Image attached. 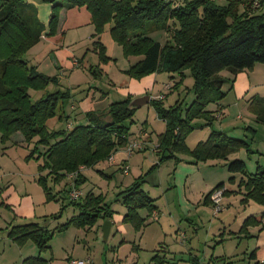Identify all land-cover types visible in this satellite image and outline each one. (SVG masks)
<instances>
[{
  "label": "trees",
  "instance_id": "trees-1",
  "mask_svg": "<svg viewBox=\"0 0 264 264\" xmlns=\"http://www.w3.org/2000/svg\"><path fill=\"white\" fill-rule=\"evenodd\" d=\"M49 1L52 11L45 33L50 36L58 30L60 12L64 7H86L89 10L95 27L94 45L100 64L111 60L101 35L106 26L112 24L111 36L122 46L125 55L142 56L125 70L129 76L141 79L163 71L179 74L175 88L184 83L187 71L194 78L192 89L195 99L185 110L181 100L166 106V95L149 102L158 117L165 121L166 129L158 134L155 149L158 162L148 173L167 161L178 163L185 155L193 158L191 162L199 163L214 159L228 160L231 153L241 149L255 152L249 141L230 136L215 127L206 139L198 141L194 147L187 143L196 119H205L209 121L208 125H213L216 120L207 107L219 103L227 94L223 88L225 83L234 80L222 76L221 71L228 69L235 76L240 71L252 69L257 63H264V10L254 8V0H228L226 3L217 0H184L179 3L174 0ZM260 3L264 8V0H260ZM155 29H163L169 34L164 43L149 34ZM44 31L33 3L28 0H0L1 140L6 143L15 133L21 132L25 141H34L27 158L38 153L37 158L44 159L38 167L40 174L37 181L47 200L62 199L60 195L63 190L56 191L55 184L66 178L73 186L67 190L71 199L68 205L73 204L78 209L77 214L54 229L48 223L38 221L11 226L9 237L15 243L22 246L32 241L40 253L49 249L55 230L64 231L71 225L91 228L99 221L114 218L115 210L103 193L96 194L90 190L83 195L79 189L88 180L82 169L96 168L101 161H112L110 155L119 148L127 147V151L131 152L139 146L129 139L128 122L139 109L131 105L133 95L114 101L102 111H87L85 122L75 120L77 122L74 124L75 121L67 120L64 105L72 97L71 90L60 87L57 75L40 71L24 56L43 38ZM100 64L96 70L94 66L89 68L94 76L101 75ZM51 84L56 87L55 90L47 91L37 100L31 97V89L45 90ZM249 109L264 123V96L255 95ZM55 118L66 121L67 128L52 129L49 123ZM250 129L256 131L253 127ZM226 166L233 173L229 182H237V189H228L225 182H220L205 196L204 202H209L216 190L225 189V195L242 193L243 204L253 200L264 205V164H258L254 173L248 171L246 161L241 158L228 160ZM120 169L124 172L130 170L126 162L122 163ZM98 171L105 177L111 176L103 169L98 168ZM148 173L136 177L118 194L126 207L123 222L129 223L137 231L151 222L148 221L150 217L157 216L155 197L143 187ZM237 174L241 175L238 181ZM75 190L81 192L77 197L72 196ZM2 204L10 207L5 202ZM68 205L62 203L61 211L54 217H61ZM143 209L148 210L147 215L142 214ZM263 220L264 211L252 214L245 220L242 230L261 224ZM138 247L137 244L133 246L134 249ZM152 261L153 264L167 262L166 257L159 254L154 255ZM189 261L190 264H201L197 256H190ZM23 264L48 263L42 256H37L26 258Z\"/></svg>",
  "mask_w": 264,
  "mask_h": 264
},
{
  "label": "rangeland",
  "instance_id": "rangeland-1",
  "mask_svg": "<svg viewBox=\"0 0 264 264\" xmlns=\"http://www.w3.org/2000/svg\"><path fill=\"white\" fill-rule=\"evenodd\" d=\"M28 1L36 6L38 17L43 23L44 29L47 28L52 11L51 2L49 0ZM174 1L182 2L184 0ZM217 1L219 3L228 2V0ZM258 4L259 6H257ZM253 7L260 8L259 11L264 10L260 0H254ZM65 10L66 7L61 10L60 19H64L66 23L64 22L63 26L59 24L57 32L53 35V40L49 43L51 44L58 41L57 48L62 47L67 57H74L76 58L75 63L79 64V60H81L86 65L84 68L82 67L83 65H81V71L77 74H73L72 71L67 72V68L65 69L61 67V65L59 66L56 62L59 72L54 75H57L59 78L60 87L68 88L72 93V97L67 100L64 105L68 121L72 122L78 119L76 118V114L77 112L81 113L80 111L83 108L82 104L86 103V98L95 95L102 97V99L93 103L94 110L96 111H102L109 107L114 101L122 100L127 95L126 91L130 90V85L133 84L132 81L138 83L144 81L145 84L148 83L151 85L147 89L149 95L152 94L153 96H157L158 94H165L166 98L164 99V103L166 106H171L177 100H181L183 101V109L185 110L194 101L195 93L192 89L194 78L189 74V71H187L188 76L184 80V83L178 88H175L174 85L176 81H178L176 79L179 74L163 71L157 72L155 75L152 74V77H143L141 79L131 77L125 70L129 69L130 66L137 62L138 59L142 58V56L132 55L127 57L122 46L115 41L113 48H107L108 52L112 55L111 60L107 63H101V65H105V71L102 70L101 77L94 76L89 68L94 66V70H96V66L100 64V58L94 45L93 34L95 33V27L91 22V14L86 7H72L68 8L65 16H63ZM43 16L47 17L46 20L42 19ZM149 34L162 43H164L168 39L167 36H169L167 31L163 29L152 30ZM44 41L45 39L41 38V40L36 45L32 46L24 55L27 59L30 58V60L34 58V64H31L36 65L40 71L42 70L35 62L39 58H44L46 56L43 50L46 45ZM52 59L56 61L57 56ZM65 73L68 77L64 75ZM229 73L231 72L228 69L221 71V75L225 77L229 76ZM93 83L94 87H99L101 89L100 91L105 92V94H83L81 92L75 94V91L80 87L89 88ZM167 84L169 85L166 86ZM55 88L56 87L51 84L45 90L31 89V97L37 100L44 96L47 91L55 90ZM229 94H233V92ZM102 95H104V97ZM142 95L145 94H137L138 97ZM254 96L250 98L248 104V110L251 113L253 112L249 109V105ZM80 100L81 104L79 105ZM73 102L75 103L72 105ZM212 104L208 105L207 109L212 112L211 116H215L214 118L216 120L213 122V125L216 128H222L223 124L220 122L222 114L218 112L216 115L213 109H209L212 107ZM237 111L240 113V109H237ZM226 112L228 113L229 111ZM232 113L234 115L237 114V112ZM254 115L256 117V114ZM247 119L252 120L253 122H250V124L258 129H255L257 132L254 131L257 133L256 136H254V133L249 129H247L248 133L244 134V123L249 124L248 120H246L247 122H243L244 120L239 119L237 126L232 127L237 128L231 131H233V137L243 138L250 143L253 142L251 143L252 149L256 150L257 148L261 151L249 153L246 149H241L239 153L241 159L247 162L248 171L254 173L258 166V159L261 165V162L264 163V124L258 121L257 117L253 119L248 116ZM85 121L86 120L80 118V122ZM195 121L194 131L187 138V143L190 147H194L198 141L207 138L205 129L208 125H202V123H208L209 121L205 119H197ZM76 122L77 121H75L74 124H76ZM49 125L52 129L67 128L66 121H59L56 118L52 119ZM128 125L130 126V142L138 143L139 146H137V150L128 152L127 147H124L125 149L119 148L116 153L114 152L117 163H114L115 158L114 153H112L113 155H110L112 161H110V159L101 161L96 168L89 167L90 169H86L85 171L86 176L89 178L79 188L83 195L90 190L96 192V194L103 193L106 201L112 204V208L115 210V218L113 219L110 235L107 239H104L103 229L106 221H99L91 228L71 225L64 231L55 230L49 249L42 252L47 263L69 264V261L72 259H81L87 261V264H153V256L156 254L162 256L166 254V251L169 263H174L176 261V264H186L187 259L193 254L198 255L202 259V263H206L208 258L203 257H205L207 253L211 254L212 250L216 251V254H220V252L228 253L229 251H227L226 247L220 242L221 238L226 233V228L223 227L222 223L226 217L223 213V210L226 209L223 203V197L225 196L224 192L219 204H215L213 199V194L218 191L216 190L210 197V201L213 205L201 204L198 207L199 210L195 209L194 211L184 212L185 207L183 208L180 202L186 195L190 197L191 202L198 203L200 198L202 200L204 197L202 191L208 188L205 181L207 178L210 182L211 172H216L214 177H218L217 180L213 182V186L217 184L219 179L218 175L222 172L226 173L224 176L225 178L223 177L225 182L229 186H233V184L229 182V177L233 173L228 171V176V172L226 171L228 168L224 166L225 161L221 159L208 160L206 162L200 161V167L195 168L194 164L190 162L193 158L185 155L183 156L185 160L182 164H176L174 160H170L148 173L152 166L158 162V155L155 150L158 144V134L166 129V123L163 119L158 117L154 106L148 103L136 111L132 119L128 122ZM145 133L148 134V136L150 135V139H146ZM17 134L21 133L15 134L16 139H18ZM1 136L2 134L0 131V189L3 188L4 185L7 184V180L13 176L5 175L4 182L2 183L1 174H4L3 171L5 170L3 161H8L13 168L12 172L15 169L19 172H25L21 176L16 174V181L20 184L22 192L25 191V189L33 191L35 188L43 190V188L39 186L38 181H35V176L37 178L40 174L38 167L44 162V159L43 157L38 159V153L30 159L27 158V155L30 154L34 147V142L31 144V142H27L23 139L15 141L10 138L8 142L3 143ZM142 139L147 140L145 141V149H143ZM140 148L142 149L138 150ZM131 153L132 155L130 156L129 154ZM127 156H130L129 164L127 163L130 170L124 172L120 167L122 163L125 162L123 158ZM214 161H217L216 165L213 164ZM98 168L103 169L104 172L111 176L105 177L98 171ZM146 173H148L145 178L147 181L144 183L143 187L151 196L155 197V203L159 206L161 215L160 219L157 220L155 216H152L148 220L151 221L150 224H146L140 231H137L129 223L123 222L122 219L126 207L122 204L118 194L122 188L130 185L136 177ZM43 174L45 175L46 173L43 172ZM71 179L72 181L74 180V178ZM50 182L51 184L54 183L53 181ZM70 182L71 181L65 178L61 183L55 184L56 191L60 189L63 190L60 195L62 199L47 200L45 204L40 207L38 206V217L36 221L48 223V226L54 229L66 222L72 215L78 213V209L75 205H68L71 199L67 190L68 188H73ZM189 191H193V193H188ZM201 195L202 197H199ZM62 203H65L68 207L61 217L56 218L54 216L61 211ZM0 204H2L1 200ZM184 205L185 203L183 202V206ZM218 206L221 207V211H219L217 215L216 212V214L214 213V210ZM0 208L4 210L2 214H9L7 209L3 207V204L0 205ZM229 209L228 213L230 212L232 214V218L230 219L229 217V223L234 227V212L238 214L237 207L232 206ZM14 214L12 217H15ZM142 214L147 215L148 210L143 209ZM219 214L221 215L219 216ZM18 218L21 219L22 217L18 216ZM192 222H194L195 225ZM227 231L229 232L231 230ZM232 242L233 241H227V248H229ZM27 243L28 245L32 243L33 246H35V243L32 241H28ZM135 244L139 245V247L134 249L133 246ZM239 246L237 251L241 253L245 249L246 242L240 243ZM171 251L176 256H170L169 252ZM174 257H176V259H174ZM217 260L218 258L214 259L215 264H217Z\"/></svg>",
  "mask_w": 264,
  "mask_h": 264
},
{
  "label": "crops",
  "instance_id": "crops-1",
  "mask_svg": "<svg viewBox=\"0 0 264 264\" xmlns=\"http://www.w3.org/2000/svg\"><path fill=\"white\" fill-rule=\"evenodd\" d=\"M175 2L179 3L178 1H175ZM67 9L68 8H66L65 12L63 13V16H65ZM46 18L47 17H44V16L42 17L43 20H46ZM64 22L66 23V21L61 18L59 24H61V26H63ZM111 25L112 24L107 25L104 32L102 33L103 35H101V41L102 42L104 41L103 43L105 44V46L107 48H110V47L113 48L115 45L114 39L110 33ZM47 30H48V25H47V28H45L44 35L42 38V39H45L44 42L46 43V45L44 46L45 48L43 49L45 51L46 56L44 58H39L35 62L36 64L39 65L42 72H44L46 74H51V75L58 73L59 70H58V67L56 66V62L59 64V66L61 65V67L65 68V69L67 68L66 69L67 72L72 71L73 74H77L79 71H81L82 67L83 68L86 67L84 62H82L81 60H79V64H77V63H75L76 58L67 57L64 54V50H62V47L57 48L58 41H55V42L50 44L49 42L52 41L54 37H53V35L52 36L47 35L45 33ZM59 31H60V27H59ZM104 34H105V37H104ZM103 37H104V39H103ZM107 54L109 56H112L108 52V50H107ZM56 56H57V59L55 61L52 58H55ZM27 60L29 61V63H33L34 58H32V60H30V58H28ZM81 65H83V66L81 67ZM100 67L102 68L103 71H105V65L100 64ZM155 74H153V75H155ZM64 75L68 77V75L66 73ZM153 75H148L146 77H152ZM99 77H101V75ZM227 77L232 78V79L234 78V80L231 82L225 83L223 88L227 92L226 96L219 103H213L211 105L212 107L210 106L211 108H209V109H213L215 111L216 115L218 114V112H221V114H222L220 117L221 118L220 122L223 124V126H222V128H216V127L215 128L218 130L224 131L225 133L229 134L230 136H234L232 133L233 131H231V130L237 128V127H235V128H232V127L237 126V124L239 123V121H238L239 119L244 120L243 122H247L246 120H248L249 124H250V122H253V121L250 119H247L248 116L252 117L253 119H256L255 115L248 110V104H249V100L252 96H254V95L264 96V63H257L252 69H246V70L240 71L235 76H233L232 73H229V76H227ZM179 79H180V77L177 76L176 80H179ZM132 83L133 84L130 85V90L126 91L127 95L125 96V98L129 95H133V99H134V98L138 97L137 94H148L147 89L151 85H149L148 83L145 84L144 81L140 82V83L132 81ZM168 85L169 84H167L166 86H168ZM100 90L101 89L99 87H94V83H93V85H91L89 88H81L80 87L79 89H77L75 91V94H78L79 92H81L83 94H105V92H103V91L101 92ZM230 92H233V94H229ZM162 95H165V94H162ZM102 96L104 97V95H102ZM150 96H151V99H153V98H157L159 96V94L157 96H153L152 94H150ZM100 99H102V97H100L98 95H95V96L90 97V98H86L85 99L86 103L82 104L83 108L80 111L81 113L77 112V114H76V116H77L76 118H78L77 120L79 122H80V118L82 120H85L86 112L89 110H94L93 103L95 101L100 100ZM74 103L75 102H73L72 105ZM80 104H81V100H80L79 105ZM72 105H71V109H72ZM237 109H240V113H238ZM226 111H229V112L227 113ZM232 112H234V113L237 112V114L234 115ZM78 116H81V117H78ZM194 122L196 123V121H194ZM261 123H263V122H261ZM204 124L208 125V123H206V122L202 123V125H204ZM246 124L247 123H244V127H243V128H245V130H243L244 134L248 133L247 129L252 131V129H250V127H253L254 129L258 130L255 126H252V124H250V125L249 124L246 125ZM212 128H214V125H208L207 128L205 129L207 137L210 134V132L212 131ZM255 132H257V131H255ZM255 132L252 131V133H254V136H256V134H257ZM17 133H21V132H17ZM15 134L11 137L12 140H15V141H20L22 139L25 140L22 133L17 134L18 139H16ZM145 136L147 137L146 138L147 140L150 139V135L148 136V134L145 133ZM146 139H142L143 140V149H145V147H146V143H145V141H147ZM251 143H253V142H251ZM31 144H32V142H31ZM122 148H124V147H122ZM255 152H261V151H259L256 148ZM115 153H114V158H115L114 163H117ZM239 153H240V151L231 153L228 156V160H231L234 158H241ZM129 155L131 156L132 153ZM130 156L123 158V160L128 164H129V157ZM184 160H185V157H183V159L176 164H182L184 162ZM221 160H224V159H221ZM228 160H224L225 161L224 166H226V163ZM261 163L264 164L263 162H261ZM193 164H194L195 168L200 167L199 163H193ZM213 164L216 165L217 161H214ZM257 164H260L259 159L257 161ZM3 165L5 166V170L3 171L4 174H1L2 183L4 182L5 175H8V176L13 175V176L10 179H8L7 184L4 183L5 184L4 187L0 189V192H1L0 193V200L2 202H5L6 204H8L10 206V207H7V206L3 205V207H5L7 209V212L9 213L6 215L2 214V211H4V210L0 208V264H23L24 260L28 257H37V256L43 257L44 255L42 253H40L38 247L36 245L33 246L32 243H31V245H28V243H27V244L22 245V246L15 243L9 237L10 228L14 224L23 223V222H27V221H36L37 217H38V215H37L38 206L40 207L41 205L45 204V202H47V198H46L45 192L42 189H36L35 188L33 191H29V190L25 189V191L22 192L20 184L16 181V174L18 176H21L25 172H19L17 169H15L12 172L13 168L11 167V164L8 161H3ZM93 168H95V167H93ZM86 169H90V168L88 167V168L82 169V172L85 175H86V173H85ZM223 171H224V169H223ZM226 171L228 172L229 170H226ZM215 174H216V172L210 173V182L208 181L209 179L206 178L205 184L208 186L209 189L207 188L206 190L202 191V195H204L202 200L200 198L198 203L193 202V201L191 202L190 197L188 195H186L184 197V199L182 201H180L182 207L183 208L185 207L184 212L194 211L195 209L199 210L198 207L201 204L213 205L211 201L206 202V203L204 202L205 196L211 190H213L218 183L225 182L224 176L226 175V173L222 172L220 175H218L219 176L218 182L216 185L213 186V184H214L213 182H215V180H217V178H218V177H216V178L214 177ZM228 176H229V172H228ZM236 176H237V181L240 180L241 175L237 174ZM35 181H37L36 176H35ZM146 181H147V179H146ZM225 184H226L225 187L228 189H231V190L237 189V182L234 183L233 186H229L226 182H225ZM207 190H209V191H207ZM188 193H193V191H189ZM202 195L199 197H202ZM242 197H243L242 193L237 194L236 192L232 193V194L225 195L223 197V199H224L223 203L225 204V208H226L223 210L224 211L223 213H224V215H226V217L222 223H223V227L226 228L225 232L229 233V234L225 233L223 235V237L221 238L220 242L222 245H224L226 247L227 251H229V252L228 253L220 252V254H216V251L212 250L211 254L207 253V255H205V257H203V258H208L206 263H202V261H201L202 259L198 255H194V254L192 255L191 254L192 256H198L201 264H215L214 259H216V258H218L217 264H251L257 260H264V220L261 224L250 225L246 229H244V231L242 230V227H243L245 220L252 214H258V213L263 212L264 211V205L259 204L253 200H250L248 203L243 204L241 202ZM185 198H186V200H185ZM183 202L185 203L184 206H183ZM0 205H2V204H0ZM232 206H236L237 211H238V214H236V212H234L235 213V222H234L235 226L234 227H232L229 223V217L231 219L232 214L230 212L228 213V210H230L229 208ZM155 211H156V215H157L155 217L156 220L160 219L161 214L159 212L160 210H159L158 205H157V208L155 209ZM14 212H15V214H14ZM214 213H215V211H214ZM13 214L15 217H12ZM217 215H218V213H217ZM220 215L221 214H219V216ZM18 216H20L22 218L20 219V218H18ZM113 219L111 220V222H112L111 230H112V226H113ZM192 223L194 224V222H192ZM148 224H150V223H148ZM228 226H231V227H228ZM233 228H234V230H233ZM111 230H110V233H111ZM227 230H231V231L228 232ZM110 233H109V235H110ZM227 241H233L231 243V245L229 246L230 249L227 248V246H226ZM244 242H246L245 249L240 253L237 251L240 247L239 244L244 243ZM169 255L170 256H176L172 251L169 252ZM162 256L166 257L167 262L165 264H176L177 263L176 261L174 263H169V260L167 257L168 256L167 251H166V254H164ZM43 258H45V257H43ZM171 259H173V258H171ZM174 259H176V257H174ZM218 262H220V263H218ZM188 263L190 264L189 258L187 259L186 264H188Z\"/></svg>",
  "mask_w": 264,
  "mask_h": 264
},
{
  "label": "built area",
  "instance_id": "built-area-1",
  "mask_svg": "<svg viewBox=\"0 0 264 264\" xmlns=\"http://www.w3.org/2000/svg\"><path fill=\"white\" fill-rule=\"evenodd\" d=\"M257 6H259V4ZM163 97H164V95L159 96V98H163ZM224 190L225 189H220L216 193L213 194V199L215 201V204H219L220 203V200L222 198ZM80 193H81L80 191L75 190V191L72 192V196L77 197V196L80 195ZM220 209H221V207L218 206L217 208H215L214 211L216 213H218L219 211H221ZM69 264H87V261L81 260V259H72V260L69 261ZM251 264H264V260H257V261H254Z\"/></svg>",
  "mask_w": 264,
  "mask_h": 264
},
{
  "label": "water",
  "instance_id": "water-1",
  "mask_svg": "<svg viewBox=\"0 0 264 264\" xmlns=\"http://www.w3.org/2000/svg\"><path fill=\"white\" fill-rule=\"evenodd\" d=\"M151 96L149 94H145L143 96H139L131 100V105L142 107L150 102ZM112 222L111 220H106L104 225V239H107L111 230Z\"/></svg>",
  "mask_w": 264,
  "mask_h": 264
}]
</instances>
